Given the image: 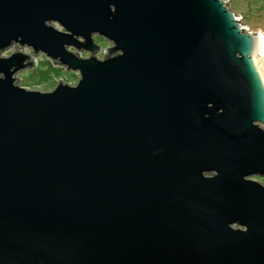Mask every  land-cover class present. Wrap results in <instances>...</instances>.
Wrapping results in <instances>:
<instances>
[{
	"label": "water",
	"instance_id": "obj_1",
	"mask_svg": "<svg viewBox=\"0 0 264 264\" xmlns=\"http://www.w3.org/2000/svg\"><path fill=\"white\" fill-rule=\"evenodd\" d=\"M227 1L0 0V264H264V54ZM13 47L78 81L20 87Z\"/></svg>",
	"mask_w": 264,
	"mask_h": 264
},
{
	"label": "rangeland",
	"instance_id": "obj_2",
	"mask_svg": "<svg viewBox=\"0 0 264 264\" xmlns=\"http://www.w3.org/2000/svg\"><path fill=\"white\" fill-rule=\"evenodd\" d=\"M227 7L239 17V23L242 26H246L248 32L262 35L264 38V0H228ZM54 26L59 29V26ZM92 41L100 47L99 52L94 55L99 59H102L106 49L112 46L110 42L98 36H94ZM15 50L30 54V58L36 55L33 58L34 67L24 68L15 75L16 78H19L17 83L20 87L44 92L53 90L59 80H61L62 84L75 85L79 79L77 72L67 71L63 66L53 64V61L42 54H33L27 48L13 47L7 50L6 54L15 52ZM71 51L79 53L83 58L89 57V54L84 50L76 51L71 49ZM261 125L264 128V124ZM254 179L264 185V178L257 177Z\"/></svg>",
	"mask_w": 264,
	"mask_h": 264
},
{
	"label": "bare ground",
	"instance_id": "obj_3",
	"mask_svg": "<svg viewBox=\"0 0 264 264\" xmlns=\"http://www.w3.org/2000/svg\"><path fill=\"white\" fill-rule=\"evenodd\" d=\"M259 40H260V43H261V47H262V52L264 54V38L262 35H257Z\"/></svg>",
	"mask_w": 264,
	"mask_h": 264
},
{
	"label": "trees",
	"instance_id": "obj_4",
	"mask_svg": "<svg viewBox=\"0 0 264 264\" xmlns=\"http://www.w3.org/2000/svg\"><path fill=\"white\" fill-rule=\"evenodd\" d=\"M93 44H94V45H96V43H95V42H94ZM94 55H95V54H94Z\"/></svg>",
	"mask_w": 264,
	"mask_h": 264
}]
</instances>
